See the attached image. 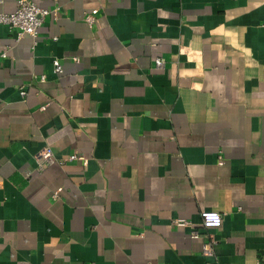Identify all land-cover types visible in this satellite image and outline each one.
Wrapping results in <instances>:
<instances>
[{
  "label": "crops",
  "instance_id": "obj_1",
  "mask_svg": "<svg viewBox=\"0 0 264 264\" xmlns=\"http://www.w3.org/2000/svg\"><path fill=\"white\" fill-rule=\"evenodd\" d=\"M33 1L35 38L0 22V264H264V0Z\"/></svg>",
  "mask_w": 264,
  "mask_h": 264
},
{
  "label": "built area",
  "instance_id": "obj_2",
  "mask_svg": "<svg viewBox=\"0 0 264 264\" xmlns=\"http://www.w3.org/2000/svg\"><path fill=\"white\" fill-rule=\"evenodd\" d=\"M49 11L45 8L37 6L33 0H16V7L11 12H1L0 22L7 24L9 28L16 31L17 37H21L23 34H29L32 37H36L38 30L43 23L44 16ZM85 20L88 24L94 22L95 17L92 13H88L85 16ZM155 66L162 67L164 61L161 58H155ZM54 71L56 73L61 72V65L58 60L53 61ZM44 76H41L43 79ZM20 95H25V90H20ZM76 158L75 154H69L68 156L62 158H56L50 145L45 144L40 150L34 154V160L37 164V169L41 170L45 166L52 164L54 162L64 164ZM201 225L206 229L217 228L221 224L222 214L217 210H202L200 212ZM173 223L177 226H182L187 223L184 218H176ZM190 236L198 237L199 233L196 230L190 232ZM214 243L213 238H209L203 244V252L207 254L214 253Z\"/></svg>",
  "mask_w": 264,
  "mask_h": 264
}]
</instances>
